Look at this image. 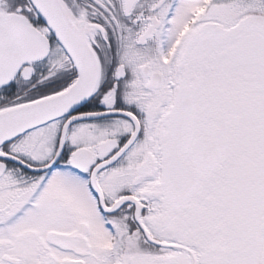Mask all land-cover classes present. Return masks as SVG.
Segmentation results:
<instances>
[{"label": "snow or ice", "instance_id": "obj_1", "mask_svg": "<svg viewBox=\"0 0 264 264\" xmlns=\"http://www.w3.org/2000/svg\"><path fill=\"white\" fill-rule=\"evenodd\" d=\"M0 264H264V0H0Z\"/></svg>", "mask_w": 264, "mask_h": 264}]
</instances>
